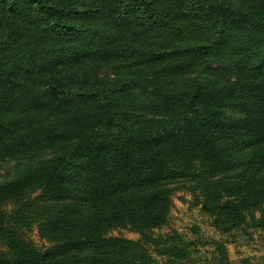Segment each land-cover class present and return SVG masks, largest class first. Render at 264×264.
Segmentation results:
<instances>
[{
	"label": "trees",
	"instance_id": "1",
	"mask_svg": "<svg viewBox=\"0 0 264 264\" xmlns=\"http://www.w3.org/2000/svg\"><path fill=\"white\" fill-rule=\"evenodd\" d=\"M7 161L0 264H184L197 243L154 233L181 188L263 231L264 0H0Z\"/></svg>",
	"mask_w": 264,
	"mask_h": 264
},
{
	"label": "rangeland",
	"instance_id": "2",
	"mask_svg": "<svg viewBox=\"0 0 264 264\" xmlns=\"http://www.w3.org/2000/svg\"><path fill=\"white\" fill-rule=\"evenodd\" d=\"M12 165L9 161L0 163V181L10 176ZM24 231V238L33 247L43 250L50 245L39 237L36 225ZM172 232L178 233L187 242L197 243L194 248L197 252L192 253L184 264H212L214 245L210 242L213 239L224 243L227 259L234 264H264V230L246 228L227 234L219 233L210 226V219L200 211L195 198L183 188L176 189L172 195L167 223L160 230L154 231L155 234ZM109 234L138 239V235L128 229H116ZM0 250H4L2 245ZM159 262L165 264L163 260Z\"/></svg>",
	"mask_w": 264,
	"mask_h": 264
}]
</instances>
